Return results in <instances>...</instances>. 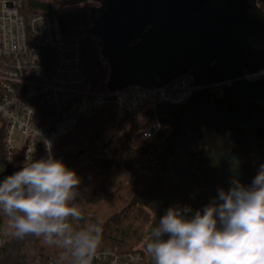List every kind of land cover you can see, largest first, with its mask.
<instances>
[{
	"label": "flooded vegetation",
	"instance_id": "obj_1",
	"mask_svg": "<svg viewBox=\"0 0 264 264\" xmlns=\"http://www.w3.org/2000/svg\"><path fill=\"white\" fill-rule=\"evenodd\" d=\"M82 1L89 4L83 9L95 10L100 28L104 27L101 36L107 34L115 42L114 66L121 85L157 83L182 73L204 81L184 105L159 115L161 128L150 142L117 152L116 164L129 174L132 187L128 209L146 219L138 248L140 264H150L144 241L168 207L190 206L194 213L212 201L219 188L227 190L232 180L251 184L264 164V125L254 126L264 108L233 88L217 85L223 76L212 34L155 17L154 0ZM169 1L214 17L236 55L237 67L238 58L244 63L250 57L258 28L253 20L261 21L255 11L263 14V0ZM258 88L264 91L263 86ZM133 168L135 174L130 175Z\"/></svg>",
	"mask_w": 264,
	"mask_h": 264
},
{
	"label": "built area",
	"instance_id": "obj_2",
	"mask_svg": "<svg viewBox=\"0 0 264 264\" xmlns=\"http://www.w3.org/2000/svg\"><path fill=\"white\" fill-rule=\"evenodd\" d=\"M22 1L0 0V123L10 170L46 158V142L52 156L64 161L57 152L58 142L80 121L100 113L120 121L136 119L141 109L150 108L152 118L138 133L141 142H150L161 128L157 110L182 106L195 91L189 76L164 87L128 82L116 89L88 90L82 55L83 43L93 42L91 36L84 32L79 40H65L54 15L25 18L20 13ZM239 72L245 82L263 86L264 64ZM217 85L233 88L225 78ZM141 258L137 248L121 253L106 249L96 253L92 264H140Z\"/></svg>",
	"mask_w": 264,
	"mask_h": 264
},
{
	"label": "clouds",
	"instance_id": "obj_3",
	"mask_svg": "<svg viewBox=\"0 0 264 264\" xmlns=\"http://www.w3.org/2000/svg\"><path fill=\"white\" fill-rule=\"evenodd\" d=\"M46 151L0 182V211L18 238L43 237L63 248L61 258L71 264H92L103 223L74 227L84 219L75 203L81 178L52 156L48 142ZM144 243L150 264H264V164L250 185L234 179L194 213L190 206L168 207Z\"/></svg>",
	"mask_w": 264,
	"mask_h": 264
},
{
	"label": "trees",
	"instance_id": "obj_4",
	"mask_svg": "<svg viewBox=\"0 0 264 264\" xmlns=\"http://www.w3.org/2000/svg\"><path fill=\"white\" fill-rule=\"evenodd\" d=\"M20 13L25 18L39 13L54 15L67 41L79 40L90 18L84 9H58L50 0H23ZM82 61L87 74V89L98 90L104 83L105 70L101 68L89 41L83 43ZM126 121L104 119L100 113L80 121L56 145L66 166L81 178L80 195L75 203L83 212L84 219L73 222L74 227L79 229L97 221L103 223V238L97 253L106 249L121 253L138 247L146 225L144 216L128 209L132 187L126 183L124 172L113 167L97 172L87 167L89 156H101L106 137L120 131ZM4 136V125L0 123V182L7 177L1 176L6 167ZM120 212L121 215L115 218ZM63 255V248L49 245L43 237L29 235L18 238L9 228V218L5 214L0 215V264H71L70 258H61Z\"/></svg>",
	"mask_w": 264,
	"mask_h": 264
},
{
	"label": "rangeland",
	"instance_id": "obj_5",
	"mask_svg": "<svg viewBox=\"0 0 264 264\" xmlns=\"http://www.w3.org/2000/svg\"><path fill=\"white\" fill-rule=\"evenodd\" d=\"M53 3H55L56 7L58 9H69V10H77V9H83V7L89 5L87 2H84L82 0H50ZM264 4V0L262 2ZM85 10V9H84ZM87 11V10H86ZM89 15L92 12L93 18H89V25L87 28L83 29V33L86 32L91 36L93 39V42L91 43L93 45L94 51L96 52V57L99 61V64L101 68L105 70V79H104V86L108 89H113V81L117 82L119 80V72L116 71V67L114 66L115 61V51L113 44L115 42L112 41L113 38H109L107 34L104 36H101V32L103 28H100L98 22H97V16L95 14V10L87 11ZM258 11H255V16H260L261 21L259 20L256 22V20H253V22L257 23V31L253 33V40L256 42L252 44L253 49L250 50V57L248 59H244V63H241L240 58L237 59V64L241 68H253L264 64V12L263 14H258ZM239 13V12H238ZM254 16V17H255ZM95 18V19H94ZM257 19V17H255ZM109 38V39H108ZM241 40H238L239 49L240 51H243ZM253 41V42H254ZM240 42V43H239ZM262 42V43H260ZM253 51V52H252ZM252 53V54H251ZM254 54H257L256 56H253ZM253 63V64H252ZM186 76V74L182 75ZM144 88H148L149 86L147 84H143ZM104 117V116H103ZM104 119H109L107 117H104ZM137 130L138 126L135 125L132 121L125 122L120 131L113 133V135L106 137L105 142L103 143L102 147L105 145L106 149L101 148V156H95L90 155L89 163L87 167L89 169H92L94 171H102L106 168L113 167L117 170H120L119 165L117 166V162L119 160H116V157L120 153H117L120 150H124L126 152V147H135L138 145L139 140L137 139ZM109 141H112L111 144H109ZM109 144V145H108ZM131 174H135L134 168L133 171H128ZM125 173V172H124ZM126 175V183H128V176L129 174L125 173ZM131 202V201H130ZM122 212L119 213L115 218L119 217ZM136 248V247H134ZM131 249V248H130Z\"/></svg>",
	"mask_w": 264,
	"mask_h": 264
},
{
	"label": "water",
	"instance_id": "obj_6",
	"mask_svg": "<svg viewBox=\"0 0 264 264\" xmlns=\"http://www.w3.org/2000/svg\"><path fill=\"white\" fill-rule=\"evenodd\" d=\"M154 16L165 20L200 29L213 35L215 38L216 49L218 50V63L220 64L223 78L232 82L233 90L246 98L258 103L264 108V91L258 85L249 84L241 79L239 69L235 64V54L232 51L230 42L224 32L223 27L214 17L206 13L195 12L182 9L173 5L169 0H154ZM255 125H264V114L258 115L254 121ZM105 149V145L102 147ZM16 172L5 167L1 176H9Z\"/></svg>",
	"mask_w": 264,
	"mask_h": 264
},
{
	"label": "crops",
	"instance_id": "obj_7",
	"mask_svg": "<svg viewBox=\"0 0 264 264\" xmlns=\"http://www.w3.org/2000/svg\"><path fill=\"white\" fill-rule=\"evenodd\" d=\"M184 74H186V76H189L190 77V75L189 74H187V73H182L181 75H172V76H170V77H165L164 79H162L161 81H159V82H157V83H145V84H147L149 87H164V86H168L169 84H171V82L173 81V80H175L176 78H178V77H180V76H182V75H184ZM175 78V79H174ZM119 79H122V77L121 76H119ZM195 81H194V83H195V85H196V88H198V89H202L203 88V85H204V81L200 78V79H198V80H196V79H194ZM104 84V83H103ZM203 84V85H202ZM121 85V82L118 80L117 82H114L113 81V89H116V88H118L119 86ZM142 86H143V84H142ZM263 86H264V84H263ZM101 88H105L104 86H102ZM105 89H108V88H105ZM169 107H160L158 110H157V115H158V117H159V115L161 114V113H165V112H168L169 111ZM152 118V110L150 109V108H147V107H145V108H143V109H141L140 110V112H139V114H138V116H137V118L136 119H128L126 122H130V121H132L133 123H135V125H137L138 126V130H137V134H136V136H137V139L139 140V137H138V133H139V131L144 127V124L148 121V120H150ZM139 142H141L140 140H139ZM137 249L139 248V246L138 247H136Z\"/></svg>",
	"mask_w": 264,
	"mask_h": 264
}]
</instances>
